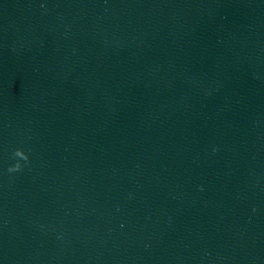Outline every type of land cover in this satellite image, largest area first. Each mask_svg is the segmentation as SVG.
Masks as SVG:
<instances>
[{"label": "clouds", "instance_id": "obj_1", "mask_svg": "<svg viewBox=\"0 0 264 264\" xmlns=\"http://www.w3.org/2000/svg\"><path fill=\"white\" fill-rule=\"evenodd\" d=\"M12 158L15 163L9 165L7 171L8 173H17L24 170L26 166L30 164V157L29 155L23 151L22 149H16L12 153Z\"/></svg>", "mask_w": 264, "mask_h": 264}]
</instances>
